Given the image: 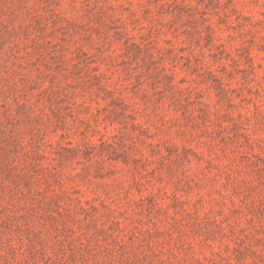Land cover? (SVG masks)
Instances as JSON below:
<instances>
[{"label":"rangeland","instance_id":"1","mask_svg":"<svg viewBox=\"0 0 264 264\" xmlns=\"http://www.w3.org/2000/svg\"><path fill=\"white\" fill-rule=\"evenodd\" d=\"M0 264H264V0H0Z\"/></svg>","mask_w":264,"mask_h":264}]
</instances>
